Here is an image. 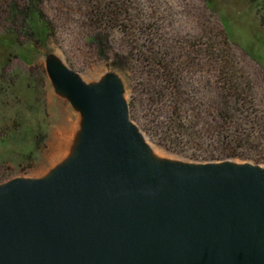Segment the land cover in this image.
Here are the masks:
<instances>
[{
  "label": "rangeland",
  "instance_id": "obj_1",
  "mask_svg": "<svg viewBox=\"0 0 264 264\" xmlns=\"http://www.w3.org/2000/svg\"><path fill=\"white\" fill-rule=\"evenodd\" d=\"M211 1L213 9L206 0H134L128 16L108 25L93 12L102 5L98 0H35L51 35L34 43L17 17L26 3L9 0L16 10L9 21L0 20V33L11 31L16 44L0 54V84L7 86L0 95V183L43 177L71 154L82 114L55 89L48 64L68 67L88 84L116 76L129 118L157 159L264 169V0ZM229 74L247 90L245 112L236 110L240 102L228 87ZM177 97L184 100L182 119L196 123L186 143L174 127ZM217 109L238 122L246 113L256 117L258 125H246L253 148L225 155L213 134ZM13 121L40 132L36 149L32 139L4 141Z\"/></svg>",
  "mask_w": 264,
  "mask_h": 264
},
{
  "label": "water",
  "instance_id": "obj_2",
  "mask_svg": "<svg viewBox=\"0 0 264 264\" xmlns=\"http://www.w3.org/2000/svg\"><path fill=\"white\" fill-rule=\"evenodd\" d=\"M81 112L71 154L0 183V264H264V169L157 159L114 75L48 64Z\"/></svg>",
  "mask_w": 264,
  "mask_h": 264
},
{
  "label": "trees",
  "instance_id": "obj_3",
  "mask_svg": "<svg viewBox=\"0 0 264 264\" xmlns=\"http://www.w3.org/2000/svg\"><path fill=\"white\" fill-rule=\"evenodd\" d=\"M102 2L100 8H94L93 12L97 18L101 19L103 22L108 25L119 23L120 19L125 16H128L129 10H131V6H135L134 0H98ZM209 8L213 9L214 7L211 4V0H206ZM24 9L20 11V14H17V17H20V26L25 33L34 36V43H39L42 39L51 35V25L48 21H46L41 12L36 8L35 0H24ZM213 4V2H212ZM9 7V10H7ZM11 9V10H10ZM16 10V5L11 6L9 0H0V20L7 21L9 15ZM7 10V11H6ZM9 21V20H8ZM2 28H5V24L1 25ZM16 42H13V35L11 31H1L0 33V54L2 52H6L7 48H15ZM0 55V59H1ZM239 78L235 80V77L232 75H227V84L228 87L233 89L234 98L237 102H240L239 109L237 111L245 112V105L249 103L250 99L247 94V90L240 87ZM175 86V88H179ZM7 86H3L0 84V95H5L7 92ZM184 100H180L177 97L171 105V111L176 116V121L174 122L175 132L177 134V139L180 142H183V138L186 135H189L196 125L191 119L188 121H184L182 119L184 112ZM243 109V110H242ZM216 117V125L213 127L215 136L221 145L222 149L226 151L227 156H237L240 149H249L253 148L254 144L252 141V132L249 131L254 126L258 125V121L256 117H250L249 113L244 115V123L238 122V119H233L230 111L226 109H217L215 113ZM246 117V118H245ZM15 125L10 127H5L7 133L4 135L5 139H9L13 141L15 139L16 143L21 144V142H27L28 139H32V147L37 148L40 142L43 139V136L40 135L39 131L29 130L23 128L21 124H17L13 121ZM246 125H249V130L247 131ZM31 136L28 138V136ZM185 141V140H184ZM14 142V143H15ZM186 143V141H185ZM27 147H29L27 145ZM26 156H29L28 152Z\"/></svg>",
  "mask_w": 264,
  "mask_h": 264
},
{
  "label": "bare ground",
  "instance_id": "obj_4",
  "mask_svg": "<svg viewBox=\"0 0 264 264\" xmlns=\"http://www.w3.org/2000/svg\"><path fill=\"white\" fill-rule=\"evenodd\" d=\"M154 156V154H152Z\"/></svg>",
  "mask_w": 264,
  "mask_h": 264
}]
</instances>
